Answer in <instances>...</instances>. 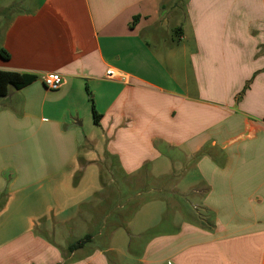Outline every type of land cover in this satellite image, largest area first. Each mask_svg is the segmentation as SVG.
<instances>
[{
    "label": "crops",
    "instance_id": "0c3cea01",
    "mask_svg": "<svg viewBox=\"0 0 264 264\" xmlns=\"http://www.w3.org/2000/svg\"><path fill=\"white\" fill-rule=\"evenodd\" d=\"M166 14L165 0H0V70L38 76L0 96V214L15 203L35 228L50 212L106 247L12 243L7 264H264V0H187L173 25ZM125 185L161 192L166 211L147 212L168 228L145 240L147 217L124 250L126 214L109 204Z\"/></svg>",
    "mask_w": 264,
    "mask_h": 264
},
{
    "label": "rangeland",
    "instance_id": "374dc122",
    "mask_svg": "<svg viewBox=\"0 0 264 264\" xmlns=\"http://www.w3.org/2000/svg\"><path fill=\"white\" fill-rule=\"evenodd\" d=\"M167 4V14L165 16L166 20L169 22V24H176L178 20H181L183 16V10L185 7V4L187 0H165ZM174 39L176 40V36H174ZM85 126H87V122L84 123ZM108 159V158H107ZM110 162H109V161ZM107 162L111 165V169L108 170V166L105 169V174L108 176H116V170L112 168V165H114V160L108 159ZM79 178V175H77L74 179V183L77 182ZM117 178V177H116ZM113 188H117L116 185L109 186V189L111 190V193H113ZM143 189H146L144 186L138 188L133 186L125 185L121 187V192L119 194L117 191H115V201L109 204V209H113L114 212H122L125 215L126 222L123 225L129 226L128 232L127 231H118L121 232L119 234H124L123 238L119 240V245L121 249H128L127 243L129 239L130 234H135V231H137V226L145 224V221L143 219L147 218L151 224H149L146 229V233H144L143 238L145 237V240L152 235H155L157 233L163 232L167 230L168 226L165 222L160 220V217L155 214H151L147 211L152 210L155 213H161L165 212L166 208L163 207L161 204V192H153V193H145ZM137 190L141 191V195L138 198L137 197ZM4 193L0 195V209L4 206V203H6V200L9 197V192L7 189L3 190ZM153 191H156L153 190ZM161 193V194H160ZM136 196V201L138 205V199H141L140 205L141 208H136L137 205L132 201L131 204L128 203V198ZM118 200V202H117ZM191 198L187 195L181 196V203L188 204V206H191L190 204ZM15 201H13L14 203ZM12 203V204H13ZM118 204L124 205L123 208L119 207ZM152 204V207H149V205ZM148 205V206H147ZM147 206V207H146ZM44 207H40L35 209L34 207H30V215H33L35 213H38L41 209ZM148 208V209H147ZM188 208V207H187ZM123 209V211H121ZM17 204L14 203V205L5 213V211H2L0 214V259L2 263L0 264H7L9 261H12V255H10V248H12L11 244L14 243V247L16 249L21 248V243H34L36 241H48V242H54L55 240L58 243L65 245V255L69 254L70 251L68 250V246L70 243L66 244V238L70 237L71 240L76 238L77 240L83 239L86 235L90 234V240L85 244V247L88 248V251H93L95 246H99L100 250H104L106 248L104 243L102 242L101 238L99 237V234L96 233H90L89 229L85 226H80L75 228L74 230H71V222L68 223H57L56 219L54 218L52 213H47V216L41 217L37 222L38 225H35V228L27 225V221L25 219V215L27 213H24V217L22 218L21 214H19L17 211ZM191 210L195 211V209L192 208ZM1 211V210H0ZM142 214V216L135 222L134 218L136 214ZM151 214V215H150ZM169 215V212H167ZM117 215V214H116ZM148 215V216H147ZM116 218V217H113ZM112 218V219H113ZM171 218V217H170ZM169 218V219H170ZM130 219V224L128 225ZM127 223V224H126ZM169 225V224H168ZM78 226V225H77ZM122 226V225H121ZM120 227V226H119ZM122 229V228H119ZM60 251V248H58ZM63 250V249H61ZM8 255V256H7ZM48 256V255H47ZM107 256L109 258H113L114 255L112 253H108Z\"/></svg>",
    "mask_w": 264,
    "mask_h": 264
},
{
    "label": "trees",
    "instance_id": "16d2710c",
    "mask_svg": "<svg viewBox=\"0 0 264 264\" xmlns=\"http://www.w3.org/2000/svg\"><path fill=\"white\" fill-rule=\"evenodd\" d=\"M0 55L4 59L9 58V53L4 49H0ZM38 78L37 75L31 73H22L13 70H0V96L4 97L9 94L10 89L13 87L15 89H21ZM89 98L92 103V111L94 123L99 124L101 119V114L97 111L94 99L91 92H89ZM90 234L86 235L83 239H79L68 246V250L73 252L85 246V244L90 240Z\"/></svg>",
    "mask_w": 264,
    "mask_h": 264
},
{
    "label": "built area",
    "instance_id": "2783aa9c",
    "mask_svg": "<svg viewBox=\"0 0 264 264\" xmlns=\"http://www.w3.org/2000/svg\"><path fill=\"white\" fill-rule=\"evenodd\" d=\"M106 75L108 78H111V79L120 78L121 80H124V81L127 80V76L125 74L117 72L113 69H109ZM41 80L44 82L45 86L49 90L56 91L61 87L63 83V76L59 72H49L46 74H42Z\"/></svg>",
    "mask_w": 264,
    "mask_h": 264
}]
</instances>
